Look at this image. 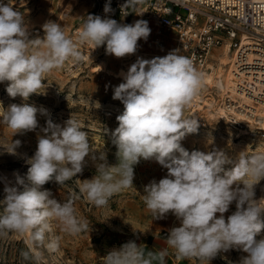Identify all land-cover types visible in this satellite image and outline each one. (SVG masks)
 Here are the masks:
<instances>
[{"label":"clouds","instance_id":"clouds-1","mask_svg":"<svg viewBox=\"0 0 264 264\" xmlns=\"http://www.w3.org/2000/svg\"><path fill=\"white\" fill-rule=\"evenodd\" d=\"M138 2L126 0L121 5L122 16L133 12L129 9L136 8ZM69 9L71 6L62 14ZM113 11L108 0L104 17H81L83 23L75 39L64 26L47 20L41 26V38L34 36L31 23L14 9L12 0H0V84L7 82L10 97L27 101L33 94H42L46 75L66 62L84 59L81 46H106V54L116 58L134 55L138 42L147 41L151 34L149 23L143 19L118 23L108 15ZM119 75L122 82L114 86L113 99L122 102L124 111L117 116L118 127L111 133L117 163L109 164L106 152L97 154L91 149L88 132L73 116L63 125L48 118L46 126L40 128L42 134L37 135L34 154L26 160V177L5 182V196L0 200V235L27 237L22 257L43 264L41 253L35 249L45 244L53 222L74 236L89 227L88 221L78 216L71 199L58 201L44 185L53 178L63 185L82 174L91 161L96 175L83 180L80 191L97 208H103L115 194L133 186L134 167L142 159L154 160L168 170L167 175L145 185L142 199L156 219L172 213L179 221V226L167 234V245L177 257L211 264L219 254L236 249L247 254L238 264H264V238L256 239L264 232V195H256L257 185L264 180V148L251 155L247 151L229 155L224 149L189 152L182 146L181 141L200 126L198 119L187 117L185 112L205 88L206 75L179 49L151 59L137 57ZM0 114V123L12 129L14 136L36 131L40 127L38 114L49 116L47 109L26 102L3 106ZM20 145V140H13L11 150L6 152L16 155ZM233 203L236 210L226 219L224 214ZM46 246L57 250L58 239ZM167 255V250L145 252L142 244L130 240L109 250L101 261L166 264Z\"/></svg>","mask_w":264,"mask_h":264},{"label":"rangeland","instance_id":"rangeland-1","mask_svg":"<svg viewBox=\"0 0 264 264\" xmlns=\"http://www.w3.org/2000/svg\"><path fill=\"white\" fill-rule=\"evenodd\" d=\"M22 2L26 5L23 15L31 23L34 36L38 34L41 38L44 35L41 26L47 20H53L64 26L66 33L73 37L74 32L79 30L83 23L81 17L92 14L95 7L94 0H23ZM69 6L71 9L62 14ZM105 47L103 46L98 54L94 53L96 57L87 61L86 67L80 71H71L65 65L58 70H53L44 77V84L40 89L42 94H33L27 101L21 97H10L6 92L7 82L0 84V103L3 104L0 108L3 106L7 108L13 103L26 102L38 108L43 107L49 113L48 117L38 114L40 127L36 131L15 136L12 129L0 123V200H3L5 196V182L14 183L17 176L26 177L29 167L26 160L34 154L37 147V135L42 134L40 128L46 126L48 118H51L54 123L63 125L73 116L88 132L91 149L97 154L106 152L109 164L117 163L115 155L117 149L112 143L111 133L118 127L117 116L124 111V105L121 101L113 99V88L122 80L106 72H93V68L100 60L107 58L109 69L115 73L126 64V59L106 54ZM220 54V50L214 52L215 57ZM216 63L212 64L217 67ZM207 86L209 87L203 90L206 97L200 99L205 101L202 104L205 108L195 111L197 107L194 106L193 109L187 108L185 112L187 117L198 119L200 126L197 132L188 134L181 141L182 146L189 152L224 149L229 155L242 151H247V154L251 155L259 148H264V130L258 129L260 126L257 123L253 121L249 123L245 120L234 123L213 115L214 109L222 106L226 98L220 95L217 87ZM206 102L212 107L206 106ZM245 131L248 135H244ZM13 140L21 141L16 155L6 152L11 150ZM86 160L89 158L86 157ZM167 171L154 160L142 159L134 167L133 186L115 194L103 208H97L80 191L82 181L92 179L96 175V168L91 161L82 174L71 178L63 185L56 183L53 178L44 185V188L51 190L58 201L71 199L78 216L85 218L89 227L86 231L74 236L63 231L59 223L53 222L51 230L46 233L45 244L35 249L41 253L43 264H102L101 257H104L109 250L135 240L136 233L144 232L154 217L142 199L144 187L154 179L158 182L164 178ZM262 189H264V180L257 185V198L264 195ZM235 210V203H233L229 211L224 214L225 218L227 219ZM219 215L218 213L217 216ZM165 217L169 229L179 226V221L172 213H168ZM262 238H264V232L256 237L257 240ZM53 239H58L57 250H49L46 246ZM26 240L27 237L14 233L0 235V264H33L31 260H25L21 255L22 251L27 250ZM136 243L138 244L137 241ZM169 254L178 261L179 257L173 249H169ZM244 255L247 254L233 249L219 254L211 260V264H238ZM181 259L179 264L184 261L199 264L195 258Z\"/></svg>","mask_w":264,"mask_h":264},{"label":"built area","instance_id":"built-area-1","mask_svg":"<svg viewBox=\"0 0 264 264\" xmlns=\"http://www.w3.org/2000/svg\"><path fill=\"white\" fill-rule=\"evenodd\" d=\"M22 1L12 0V4L14 9L23 13L26 5ZM107 2L94 0L92 15L104 17ZM125 3L126 0H111L114 11L108 15L122 24L143 19L148 21L151 28L147 41L141 39L138 42L139 50L136 53L151 59L179 49L181 55L192 58L198 70L207 75L211 72L210 64L215 62L214 52L229 45L230 49L235 50L236 69L252 77V81L240 85V90L253 95L256 100L264 101V89L258 96L254 95V89L264 85V11L258 9V4L251 0H232L233 5L223 9L221 0H140L136 8L129 9L133 12L122 16L121 5ZM78 33L79 30H76L72 38L75 39ZM102 49L103 46L95 49L91 45L80 48L82 54L91 50L98 54ZM135 58L125 57V63L130 66L136 61ZM86 63L84 58L78 63L66 62L65 66L71 71H80L86 67ZM207 85L205 87H209ZM198 97L203 99L206 96L202 91ZM196 103L194 100L188 108L193 109ZM224 104L229 107L232 103L227 99L222 106ZM249 115L252 116V113ZM232 118L234 123L238 122L234 116Z\"/></svg>","mask_w":264,"mask_h":264},{"label":"bare ground","instance_id":"bare-ground-1","mask_svg":"<svg viewBox=\"0 0 264 264\" xmlns=\"http://www.w3.org/2000/svg\"><path fill=\"white\" fill-rule=\"evenodd\" d=\"M253 3L258 4V9L260 11H264V0H251ZM221 7L226 9L227 6H232V0H221ZM232 13V9L229 10ZM264 26V20H263ZM246 44V42H244ZM94 47V46H91ZM95 48V47H94ZM90 50V49H87ZM220 56H214L217 67L214 64H210V73L206 75V84L211 87H217L220 95L225 97V100H230L231 105L227 107L225 104L223 106H218L214 109V114L219 119L233 121L234 119L245 120L249 123L255 122L260 127L258 129L264 130V101L256 100V97L253 95H248L244 92V90H240V85L244 84L245 81H252V77L246 75V73L239 71L236 69V54L235 50L229 48V45H225L220 49ZM94 51H88L84 55L86 61H91L95 56ZM137 57H143L139 53H135L134 55ZM130 56H126L127 58ZM144 58V57H143ZM252 58V56H251ZM121 59V58H120ZM124 64V63H122ZM130 66L128 64L122 65L115 73L109 69V63L107 58H103L100 60L97 65L93 68V72H106L112 74L114 78L121 79L122 77L119 75L122 71L126 72ZM255 88V87H254ZM264 85L260 86V89H254V95L258 96L260 91H263ZM222 97V98H223ZM201 97L196 98V107L195 111H200L204 109L203 103L205 101L200 100ZM206 106L212 107L210 103L206 102ZM194 111V110H193ZM230 111V112H229ZM252 113V116L249 115ZM211 115V114H210ZM212 115V117H213ZM196 116V115H195ZM254 116V120L253 119ZM215 117V116H214ZM232 118V119H231ZM217 119V118H216ZM256 125V124H255ZM244 135H248V132H244Z\"/></svg>","mask_w":264,"mask_h":264},{"label":"crops","instance_id":"crops-1","mask_svg":"<svg viewBox=\"0 0 264 264\" xmlns=\"http://www.w3.org/2000/svg\"><path fill=\"white\" fill-rule=\"evenodd\" d=\"M166 217L156 219L153 217L144 232L136 233L135 240L138 244L144 246L145 252L159 253L162 250H167L166 264H179L181 258L176 261L174 256L169 254V247L167 245V234L169 225H167ZM168 219V218H167ZM182 264H197L184 261Z\"/></svg>","mask_w":264,"mask_h":264}]
</instances>
